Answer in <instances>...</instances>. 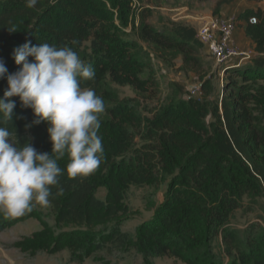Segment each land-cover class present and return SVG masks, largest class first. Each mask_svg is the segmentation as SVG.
<instances>
[{
    "label": "trees",
    "instance_id": "16d2710c",
    "mask_svg": "<svg viewBox=\"0 0 264 264\" xmlns=\"http://www.w3.org/2000/svg\"><path fill=\"white\" fill-rule=\"evenodd\" d=\"M231 1L219 0L214 12ZM144 2L38 0L28 8L26 0H0V59L8 74L22 67L12 58L15 47L67 45L95 70L81 87L94 89L105 103L100 167L84 178L65 172L51 186L47 206L34 202L31 212L16 217L0 212V233L37 220V230L8 247L29 261L66 254L58 264H119L134 254L141 264L163 257L183 264H264L261 220L244 229L233 224L238 210L264 208V9L238 14L255 55L226 65L219 87L213 64L202 59L197 28L171 21L165 32L150 22L153 10ZM10 27L17 31L9 33ZM152 56L168 65L181 58V70L198 78L201 96H185L180 87L161 101ZM114 85L129 86L136 97H121ZM7 87L5 76L0 98ZM9 99L16 107L3 126L19 144L51 154L47 122L34 124L32 110L18 96ZM68 162L66 154L58 165L65 169ZM161 185L167 187L153 217L126 229L129 188Z\"/></svg>",
    "mask_w": 264,
    "mask_h": 264
},
{
    "label": "clouds",
    "instance_id": "9594fccd",
    "mask_svg": "<svg viewBox=\"0 0 264 264\" xmlns=\"http://www.w3.org/2000/svg\"><path fill=\"white\" fill-rule=\"evenodd\" d=\"M37 3L38 0H26L28 8ZM7 30L17 31L15 27ZM29 57L33 58L31 62ZM12 58L22 65L12 74L0 59V79L6 76L8 85L0 98V212L16 217L31 212L34 202L47 206L51 186L58 185L65 172L70 179L84 178L100 167L104 146L98 132L105 103L94 89L81 87V80L95 78V70L67 45L30 46L26 42L13 49ZM14 96L32 110L34 124L49 125L51 154L37 152L30 143L19 144L3 126L12 119L16 104L9 98ZM66 154L69 162L61 169L58 161ZM62 192L60 189L57 194Z\"/></svg>",
    "mask_w": 264,
    "mask_h": 264
},
{
    "label": "rangeland",
    "instance_id": "374dc122",
    "mask_svg": "<svg viewBox=\"0 0 264 264\" xmlns=\"http://www.w3.org/2000/svg\"><path fill=\"white\" fill-rule=\"evenodd\" d=\"M218 1L219 0H209L206 2L186 0H145L143 4L146 7H151L153 10L152 16L149 19L150 22L157 28L165 32H170L171 21L183 22L199 29L212 17H216L217 15L220 16L221 14L226 16L227 14H225V11L233 6L232 4L234 0L230 3L223 4L220 8V13L216 14L214 11L217 7ZM243 27L244 25H242L241 22H236V28ZM237 46L241 52H248L251 57L253 56L250 47ZM202 59L204 61H211L213 64V69L216 72L214 81L219 87L222 86L224 78V72H222L223 68L228 64L241 60L240 57H234L227 64L221 66L217 65L206 48L202 50ZM151 62L154 65L156 79L160 85L158 98H160L161 101L180 93V87H183V93L185 96H201V93L199 94L198 91V86L200 84L198 78L192 72L181 70V58H177L172 65H168L161 61V59H156L152 56ZM114 88L118 91L121 97H136V93L129 86L114 85ZM177 90L179 91L178 93ZM193 91H195V93H193ZM166 187L167 185H161L160 187L132 186L129 188L126 201L131 207L132 214L125 222L126 229L134 231L138 224L153 217L156 206L163 202ZM261 203H264V201H261ZM262 209L264 208L255 206L254 212L250 210L248 212L246 209L238 210L234 215V226L244 229L248 223L256 220H261L264 224V210ZM259 217H261V219H259ZM39 227L40 225L37 220L30 219L26 223L17 224L10 230L0 233V264H58L57 259H62L64 261L66 254L59 256H48L43 254L37 256L34 260L29 261L17 250L8 248L17 237L22 234H30ZM141 263L142 259L139 256L131 254L127 260L122 261L119 264ZM156 264L183 263L175 262L174 259L168 257H163L158 258Z\"/></svg>",
    "mask_w": 264,
    "mask_h": 264
},
{
    "label": "built area",
    "instance_id": "2783aa9c",
    "mask_svg": "<svg viewBox=\"0 0 264 264\" xmlns=\"http://www.w3.org/2000/svg\"><path fill=\"white\" fill-rule=\"evenodd\" d=\"M235 30L236 21L222 14L212 17L206 24L197 29V38L203 43L204 48L208 50L217 65L227 64L234 57H240L241 59L251 57L250 53L241 52L235 44ZM222 72H224V69ZM198 91L200 94V84Z\"/></svg>",
    "mask_w": 264,
    "mask_h": 264
},
{
    "label": "crops",
    "instance_id": "0c3cea01",
    "mask_svg": "<svg viewBox=\"0 0 264 264\" xmlns=\"http://www.w3.org/2000/svg\"><path fill=\"white\" fill-rule=\"evenodd\" d=\"M233 6L225 11L226 16L233 18L236 21V18L241 10H243L246 7H253V8H262L264 9V0H234ZM234 42L236 45H239L240 47H250V50L252 49L253 56L255 55L254 50V43L253 41L247 37L245 28H236L234 32ZM205 49V48H204Z\"/></svg>",
    "mask_w": 264,
    "mask_h": 264
}]
</instances>
